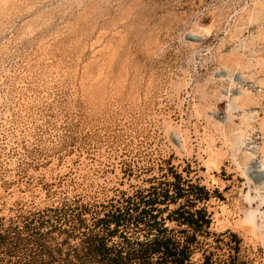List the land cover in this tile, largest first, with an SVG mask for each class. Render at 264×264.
<instances>
[{"label": "rangeland", "instance_id": "obj_1", "mask_svg": "<svg viewBox=\"0 0 264 264\" xmlns=\"http://www.w3.org/2000/svg\"><path fill=\"white\" fill-rule=\"evenodd\" d=\"M173 175L212 261L264 264V0H0V264Z\"/></svg>", "mask_w": 264, "mask_h": 264}, {"label": "trees", "instance_id": "obj_2", "mask_svg": "<svg viewBox=\"0 0 264 264\" xmlns=\"http://www.w3.org/2000/svg\"><path fill=\"white\" fill-rule=\"evenodd\" d=\"M173 178L168 188L156 190L153 186L147 195L128 197L125 204L114 205L105 215L92 216L89 222L82 215H74L73 230L67 234H76L78 241L67 246L63 257L62 244L68 243V236L52 249L43 243L41 251L47 258L42 262L50 264L58 259L61 264H216L204 249L206 238L215 234L210 230L212 215L206 206L197 205L209 199V191L187 180L183 183L188 188H184L180 175ZM183 197L186 200L179 207L169 208L170 203ZM230 237L238 243L235 235ZM231 249L237 251L236 246ZM197 252L201 256L194 260Z\"/></svg>", "mask_w": 264, "mask_h": 264}, {"label": "bare ground", "instance_id": "obj_3", "mask_svg": "<svg viewBox=\"0 0 264 264\" xmlns=\"http://www.w3.org/2000/svg\"><path fill=\"white\" fill-rule=\"evenodd\" d=\"M263 219H264V216H263Z\"/></svg>", "mask_w": 264, "mask_h": 264}]
</instances>
